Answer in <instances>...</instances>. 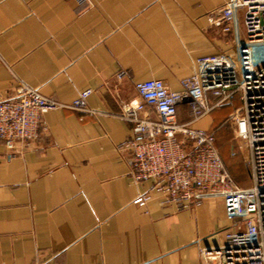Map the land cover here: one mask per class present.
<instances>
[{
    "label": "crops",
    "instance_id": "crops-1",
    "mask_svg": "<svg viewBox=\"0 0 264 264\" xmlns=\"http://www.w3.org/2000/svg\"><path fill=\"white\" fill-rule=\"evenodd\" d=\"M225 1L0 0V99L19 82L65 103L92 89L87 105L99 111L43 114L25 149L0 139V264H201L200 248L242 228L220 198L164 203L151 180L134 182L129 153L119 149L133 135L120 102H141L136 82L161 79L178 91L198 58L233 52V31L209 19ZM238 29L244 35L242 12ZM220 106L191 124L213 132L235 184L248 187L245 150L236 161L227 141L217 143L229 118L215 127L211 112ZM177 117L190 121L186 102ZM142 192L150 195L145 206L133 202Z\"/></svg>",
    "mask_w": 264,
    "mask_h": 264
},
{
    "label": "built area",
    "instance_id": "built-area-1",
    "mask_svg": "<svg viewBox=\"0 0 264 264\" xmlns=\"http://www.w3.org/2000/svg\"><path fill=\"white\" fill-rule=\"evenodd\" d=\"M240 12L244 35L238 29ZM209 19L213 24L223 23L224 33L233 31V52L198 58L193 73L180 80L178 91L161 79L136 82L141 102H120L119 115L132 121L133 135L119 149L129 153L134 182L151 180V189L164 195V203L185 207L205 198H220L226 215L239 219L242 228L227 232L216 246L200 248L201 264H264V0H226ZM91 92L80 91L65 103L19 82L10 95L0 99V139L13 151L16 143L25 149L38 139L47 112L67 108L99 114L87 105ZM236 97L240 104L229 117L235 136L247 148L248 187L235 184L213 132L191 124ZM183 102L189 107L188 122L177 117V106ZM149 198L142 192L133 202L145 206ZM37 264L53 263L46 259Z\"/></svg>",
    "mask_w": 264,
    "mask_h": 264
},
{
    "label": "rangeland",
    "instance_id": "rangeland-1",
    "mask_svg": "<svg viewBox=\"0 0 264 264\" xmlns=\"http://www.w3.org/2000/svg\"><path fill=\"white\" fill-rule=\"evenodd\" d=\"M233 102L234 103L232 106H227V105L220 106L219 108H217L213 112H211V114H212V116L216 122L215 127H218L220 125V123H222L223 120H225L227 117H229L228 113L230 110L233 109L234 106H237L240 104V101L237 97L233 100ZM222 130H223L222 132L219 131L220 134H217V132H216V136L218 139L217 143L220 141V144H221L222 141H227L226 147H227V151H228L229 155H231L230 153H231V150L233 149L232 155L235 154L234 157L236 158V161H239L241 159L243 160V158L241 157L242 155H241L240 150L242 147L245 150V153L247 155V151H246L247 148L245 146V142L235 136L233 123L230 120V117L223 124ZM245 161L247 162L246 159H245ZM240 171H241V174H243L245 176L246 169H245V166L243 164L240 166ZM232 175L234 176L233 173H232ZM234 178H235V176H234ZM235 179L237 182H239V179H237V178H235ZM239 185H241V184H239ZM241 186H243V185H241Z\"/></svg>",
    "mask_w": 264,
    "mask_h": 264
},
{
    "label": "trees",
    "instance_id": "trees-1",
    "mask_svg": "<svg viewBox=\"0 0 264 264\" xmlns=\"http://www.w3.org/2000/svg\"><path fill=\"white\" fill-rule=\"evenodd\" d=\"M220 154V153H219ZM221 156V155H220ZM222 158V157H221ZM223 160V159H222Z\"/></svg>",
    "mask_w": 264,
    "mask_h": 264
}]
</instances>
